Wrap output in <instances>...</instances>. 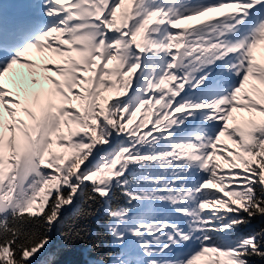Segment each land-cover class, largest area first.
<instances>
[{"label": "snow or ice", "instance_id": "snow-or-ice-1", "mask_svg": "<svg viewBox=\"0 0 264 264\" xmlns=\"http://www.w3.org/2000/svg\"><path fill=\"white\" fill-rule=\"evenodd\" d=\"M262 46L264 0L0 3V264H264Z\"/></svg>", "mask_w": 264, "mask_h": 264}, {"label": "trees", "instance_id": "trees-1", "mask_svg": "<svg viewBox=\"0 0 264 264\" xmlns=\"http://www.w3.org/2000/svg\"><path fill=\"white\" fill-rule=\"evenodd\" d=\"M261 226H264V224H262L260 221H256V222H255V227H257V229H258L259 227H261ZM76 258H77V259H80V256L78 255Z\"/></svg>", "mask_w": 264, "mask_h": 264}]
</instances>
